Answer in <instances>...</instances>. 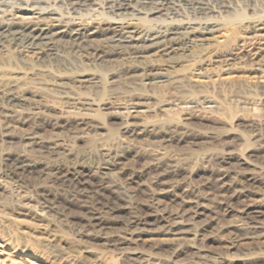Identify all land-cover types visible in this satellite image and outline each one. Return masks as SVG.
I'll return each mask as SVG.
<instances>
[{"label": "rangeland", "instance_id": "rangeland-1", "mask_svg": "<svg viewBox=\"0 0 264 264\" xmlns=\"http://www.w3.org/2000/svg\"><path fill=\"white\" fill-rule=\"evenodd\" d=\"M0 1V264H264V0Z\"/></svg>", "mask_w": 264, "mask_h": 264}, {"label": "bare ground", "instance_id": "bare-ground-1", "mask_svg": "<svg viewBox=\"0 0 264 264\" xmlns=\"http://www.w3.org/2000/svg\"><path fill=\"white\" fill-rule=\"evenodd\" d=\"M9 1V0H8ZM12 1V0H11ZM70 2H72V6L73 4L76 5V6H84L86 4V6H89L87 5V0H68ZM67 1V2H68ZM103 1V0H102ZM108 2H110L109 6H110V11L111 12H121L122 11H127L128 7H130L132 1L140 4V5H149V4H153L155 5L152 12L151 13H159L161 12L162 10H164V8L169 4L171 3L170 0H107ZM1 2V1H0ZM6 2V0L4 1ZM22 2V1H21ZM106 2V1H105ZM133 2V3H134ZM190 2V1H189ZM193 2V1H192ZM19 3V2H18ZM103 3V2H102ZM107 3V2H106ZM89 4V3H88ZM92 4V3H90ZM101 4V3H100ZM104 4V3H103ZM135 4V3H134ZM3 5V4H2ZM1 5V6H2ZM102 5V4H101ZM108 5V4H107ZM106 5V6H107ZM75 6V7H76ZM146 6H144L145 8ZM168 7V6H167ZM170 7V6H169ZM176 7V5H175ZM197 7H199V9H202V7H200V5H197ZM171 8V7H170ZM69 9V8H68ZM72 9V8H71ZM74 9V8H73ZM147 9V7H146ZM167 9V8H166ZM51 10V9H50ZM77 10V8H76ZM107 10V9H106ZM72 11V10H71ZM109 11V10H108ZM168 11V10H167ZM170 11V10H169ZM51 12V11H49ZM130 12V10H129ZM128 12V13H129ZM134 12V11H133ZM1 13V12H0ZM124 14V13H123ZM140 14V12H139ZM13 15V14H12ZM39 15V14H38ZM50 15V14H49ZM113 16V15H112ZM38 17V16H37ZM35 18V17H34ZM39 18V17H38ZM9 19V18H8ZM37 19V18H36ZM36 23V22H35ZM118 24V23H117ZM15 22H12V21H4L2 24H1V27H0V46L4 43V42H7V43H12L14 45H18V46H31L33 45L36 40L40 39L41 36H42V32L43 30L41 28H32V29H29V28H26V29H19V28H16L15 26ZM38 25V24H37ZM42 26V25H41ZM171 26V25H170ZM172 27V26H171ZM161 29V28H160ZM171 30V29H170ZM115 31V30H114ZM152 31V30H150ZM116 32V31H115ZM154 32V31H153ZM120 33V32H119ZM128 33V32H126ZM129 33H133L132 31H129ZM149 33V32H148ZM172 33V32H171ZM165 34L164 31H161V30H158L156 31V35L157 37L159 36H163ZM118 38L114 41H117L118 43L120 42H123L122 40H119V38H122V36H124V34L121 35H117ZM130 36H126L125 38H128ZM165 37V35H164ZM127 43V42H126ZM5 44V43H4ZM6 48V47H5ZM106 49V48H105ZM99 50V49H98ZM113 50V49H112ZM118 51V50H117ZM101 52V51H100ZM121 52V51H120ZM80 80V79H79ZM81 81V80H80ZM12 84V83H11ZM4 86V85H3ZM8 86V85H7ZM16 87V86H15ZM57 87V86H56ZM58 88V87H57ZM10 89V88H9ZM61 89V88H60ZM1 91V89H0ZM7 92V91H6ZM15 92V91H14ZM13 92V94H14ZM68 92V91H67ZM1 93V92H0ZM8 93V92H7ZM6 93V94H7ZM62 93V92H61ZM69 93V92H68ZM4 94V92H3ZM64 94V92L62 93ZM1 95V94H0ZM11 95V94H10ZM17 95V93L15 94ZM5 97V96H4ZM7 97V96H6ZM141 97V96H140ZM139 97V98H140ZM145 97V96H144ZM143 97V98H144ZM18 98V97H17ZM64 98V97H62ZM133 98V96H132ZM16 99V98H15ZM69 99V98H68ZM65 100V99H64ZM10 102V101H9ZM17 102V101H16ZM21 105V104H20ZM37 106V105H36ZM43 106V105H42ZM4 111V110H3ZM125 127V126H124ZM132 128V127H130ZM134 129V127H133ZM134 131V130H133ZM47 146V145H46ZM19 156V155H18ZM8 159V158H7ZM12 160V159H11ZM15 163V162H14ZM24 163V162H23ZM19 165V164H18ZM71 165V164H70ZM16 166V165H15ZM11 167V166H9ZM7 167V168H9ZM14 167V166H13ZM18 167V166H16ZM31 168V166H30ZM56 168V167H55ZM26 169V168H25ZM35 169V168H34ZM54 171V170H53ZM23 173V172H22ZM59 174V173H58ZM56 175V173H55ZM65 176V175H64ZM70 177V176H68ZM60 178V177H59ZM61 179V178H60ZM71 179V178H70ZM72 180V179H71ZM58 182V181H57ZM54 183V182H53ZM66 183V182H65ZM82 184V183H81ZM76 185V184H75ZM78 186V185H77ZM72 187V186H70ZM89 187V186H88ZM69 188V187H68ZM77 188V187H76ZM107 189V188H106ZM93 190V189H92ZM103 190V189H102ZM78 191H81V190H78ZM94 195V194H93ZM77 196V195H76ZM81 197V196H80ZM79 198V197H78ZM84 199L82 198V201ZM100 200V199H99ZM95 204V203H94ZM151 211V210H150ZM145 212V211H144ZM152 212V211H151ZM150 214V213H149ZM148 215V214H147ZM92 216V215H91ZM156 218V217H155ZM253 218V217H252ZM251 218V219H252ZM261 218V217H260ZM150 219V218H149ZM153 219V218H152ZM161 219V218H160ZM258 219V218H257ZM137 221V220H136ZM152 221V220H151ZM138 222V221H137ZM149 222V221H148ZM263 222V221H262ZM142 224V223H141ZM264 225V224H263Z\"/></svg>", "mask_w": 264, "mask_h": 264}]
</instances>
